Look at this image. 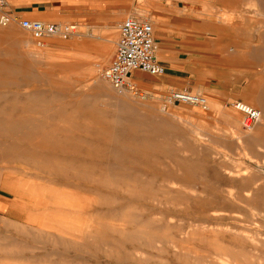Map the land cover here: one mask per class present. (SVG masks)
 I'll return each instance as SVG.
<instances>
[{
    "label": "rangeland",
    "instance_id": "374dc122",
    "mask_svg": "<svg viewBox=\"0 0 264 264\" xmlns=\"http://www.w3.org/2000/svg\"><path fill=\"white\" fill-rule=\"evenodd\" d=\"M115 5L117 27L154 16L157 60L173 49L206 109L103 80L117 28L92 58L0 26V264H264V27L220 32L196 0Z\"/></svg>",
    "mask_w": 264,
    "mask_h": 264
},
{
    "label": "crops",
    "instance_id": "0c3cea01",
    "mask_svg": "<svg viewBox=\"0 0 264 264\" xmlns=\"http://www.w3.org/2000/svg\"><path fill=\"white\" fill-rule=\"evenodd\" d=\"M5 3L11 16L16 20L27 19L45 22L69 20L75 22L76 28L79 27L82 31H77L76 34L62 39H67L66 45H71L78 53L83 55L82 57L87 55L92 58L101 56V54L96 56L95 54L102 50V37L110 35L116 28L118 34L116 23L120 14H115L114 12L124 9L122 7L117 9L116 0H5ZM170 13L176 14L174 12ZM10 23H14L21 28L16 21H11ZM155 24L152 25L153 28ZM21 29L24 30L23 28ZM72 37L75 39H72ZM156 44H159V41L156 40ZM37 45L42 46L43 43L39 41ZM61 45L60 47L56 46L61 49ZM154 49L156 52V47ZM159 49L161 55L166 58V60H158L163 66V73L160 75L150 74L148 76V73V75H144L146 73L134 71L130 76L133 84L147 91L157 87L162 94L168 93L172 88L187 89L185 78L180 74L186 70L182 66L178 55L173 49L166 46H159ZM68 52L70 53L69 50H67ZM156 56L158 58L157 54ZM5 65L4 61H0V70Z\"/></svg>",
    "mask_w": 264,
    "mask_h": 264
},
{
    "label": "built area",
    "instance_id": "2783aa9c",
    "mask_svg": "<svg viewBox=\"0 0 264 264\" xmlns=\"http://www.w3.org/2000/svg\"><path fill=\"white\" fill-rule=\"evenodd\" d=\"M11 21H16L21 28L30 32L37 41L44 36L55 35L60 38H67L77 33L74 23L13 19L6 7L5 0H0V26H5ZM163 70V66L155 56L151 24L135 17L122 19L118 26L113 52L106 66L101 69L100 77L107 81L114 90L120 92L123 89H134V84L130 77L133 71L160 75ZM167 100L169 102L194 105L203 110L206 109L204 99L188 89L170 90ZM236 107L243 113L242 125L244 127L249 128L257 122L260 116V112L257 109L243 106L241 103H237Z\"/></svg>",
    "mask_w": 264,
    "mask_h": 264
},
{
    "label": "bare ground",
    "instance_id": "6f19581e",
    "mask_svg": "<svg viewBox=\"0 0 264 264\" xmlns=\"http://www.w3.org/2000/svg\"><path fill=\"white\" fill-rule=\"evenodd\" d=\"M241 1H243V2L246 1L245 2V7L240 6V2ZM196 4H198L199 6H201L203 8H204L205 5H208L209 6V8H208L209 12L212 13V14L217 15L216 20H217V22L219 24V26H217L218 27L217 29L220 32H224V31H226V30H228L230 28H233L236 31L238 29V27H241V25H243V23L246 21V19L247 20L252 19L254 22H256V24H258V30H260L261 28L264 27V0H196ZM242 5H243V3H242ZM135 14L138 17H142V18L147 19L148 22H150L151 25L156 23V20H155L154 16L150 12H146V11H143V10H138V11H136ZM171 14L175 15L173 13H171ZM209 17L212 19L211 15H209ZM217 36H219V35H217ZM155 56H156V54H155ZM156 58H157V56H156ZM70 66H72V65H70ZM90 68H92V66ZM87 72L88 71H86V73ZM89 73L94 75V69L89 70ZM59 81H61V79ZM124 90H126V89H123L122 91H124ZM194 94H196V93H194ZM196 95L201 97V98H203L205 103H206V105H207L206 99H208V98H205V97H203V96H201L199 94H196ZM241 104H243V103H241ZM243 106H247V105L243 104ZM15 107L16 106L12 107L11 112H15V109H17ZM4 110L5 109H3V108L0 109V114H3ZM258 111L260 112V110H258ZM260 118H261V112H260V116H259L257 121H259ZM18 121H19V119H18ZM14 122H17V119H14ZM4 129H5V127L3 129L1 128V130H4ZM11 132H12V130H11ZM245 156H248V155H245ZM245 156L242 155V157H245ZM252 161H253V159H252ZM242 163H243V161H242ZM256 164H257V162H256ZM258 164H259V162H258ZM244 165H246V164L244 163ZM247 168L253 170V167H251L250 165L247 166ZM259 171H261V169ZM259 171H257V172H259ZM263 172H264V170H263Z\"/></svg>",
    "mask_w": 264,
    "mask_h": 264
}]
</instances>
